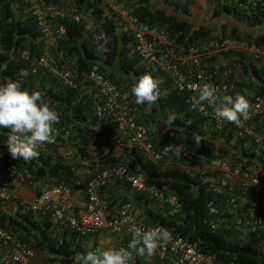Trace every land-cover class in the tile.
<instances>
[{
  "label": "trees",
  "instance_id": "1",
  "mask_svg": "<svg viewBox=\"0 0 264 264\" xmlns=\"http://www.w3.org/2000/svg\"><path fill=\"white\" fill-rule=\"evenodd\" d=\"M46 1L59 6L71 2L78 8L92 9L94 17L103 20L109 35L107 52L98 53L97 42L86 35L81 24L73 23H66L67 34L60 41L59 48L84 73L95 70L129 94L132 114L139 124L146 127L155 149H162L169 144H183L213 158H231L232 163L240 164L242 168L255 167L258 178L264 183L261 147L253 141L248 143L247 139H237L236 125L226 121L225 129L216 131L207 118L191 110L188 93L176 89L165 75L133 53L134 35L128 27L113 18L114 15L112 18L104 17L107 9L103 0ZM119 1H123V6L142 22L167 32L180 55L187 54L191 47H205L218 38L230 37L249 44L264 45V33L255 34L264 25V11L256 10L249 17L237 7L235 0H209L210 12L212 19L217 21L216 25L192 19L188 2L161 0V5L157 0H116ZM0 5V84L11 79L21 82L22 87L29 92L39 91L43 101L60 114V123L57 125H64L71 131L68 144L62 143L61 137H58L57 144L62 143L74 155L69 160L63 159L55 152V145L48 143L46 148L38 147L37 159H12L6 147L7 134L11 130L0 127V169H7L13 164L28 169L32 176L31 188L36 195L44 186L65 185L72 190L73 195L81 192L86 196L87 185L92 179L89 173H99L116 164L126 165L133 173L143 177L147 185L166 195L177 196L182 203V211L175 216L167 206H155L159 203L146 193L132 191L133 196L113 198V190L121 184H127L121 180L102 190V194L111 203V217L116 216V206L131 203L135 211V205L140 207L142 204L145 213L140 220L151 225H161L190 241L198 251L212 256L217 262L264 264L262 234L245 238L233 231L211 230L207 205L218 198L212 190L216 178L213 173L203 175L193 165L177 159H163L155 163L145 159L142 151L130 144L124 145L122 152L117 155L110 148L111 138L118 133L116 124L107 116L100 117L97 114L92 95L95 88L92 84L69 89L47 73L22 75L27 63L21 59V53L29 50L33 55H39L45 50V42L41 38L37 21L24 3L20 0H0ZM250 29L255 30L252 32ZM224 58L228 61L217 71V80L222 79L227 67L238 65L243 78L233 76L229 80L234 81L241 92L245 89L249 95L264 96V67L259 61H250L242 54H230ZM216 64L213 59L204 58L202 68L214 73ZM145 73L151 74L158 81L161 92L159 100L150 110L146 104L137 105L135 98L130 95L132 85ZM171 114H175L177 119L169 125L167 121ZM196 136L202 140L199 146L194 141ZM91 144L96 146V151H91ZM96 158H99V162L95 161ZM78 160L81 163L88 162V166L78 163ZM169 161L171 165H168ZM106 189L109 192L105 193ZM235 194L243 211L248 214L258 203L250 190L244 192L236 189ZM13 205V210L8 211L0 203V228L8 229L20 242L35 251L37 264H74L77 253L86 254L99 247L97 239L102 235L101 232L82 237L71 231L66 223H55L49 212L36 216L26 211L18 200H14ZM255 211H262V206L255 208ZM92 238L94 243L90 247ZM113 248L118 249L117 245ZM143 260L145 263V257ZM154 263L165 264L157 259Z\"/></svg>",
  "mask_w": 264,
  "mask_h": 264
},
{
  "label": "built area",
  "instance_id": "2",
  "mask_svg": "<svg viewBox=\"0 0 264 264\" xmlns=\"http://www.w3.org/2000/svg\"><path fill=\"white\" fill-rule=\"evenodd\" d=\"M20 1L27 6L31 16L37 21L41 38L45 42V50L39 55L35 56L29 50L21 53V59L27 63L26 68L22 70V75L47 73L69 89L92 84L95 88L92 95L97 114L100 117L110 118L116 124L122 138L131 146L139 148L145 159L155 163L163 159H177L193 165L203 175L207 173L216 175L212 190L218 198L207 205L212 231H233L245 238L262 234L264 239V183L258 178L255 167L245 169L240 164L232 163L231 158H213L193 151L183 144H169L162 149H155L146 127L139 124L132 114L129 94L95 70L84 73L73 63L70 56L59 48L60 41L67 34L66 23L81 24L86 35L100 44H103L105 38L109 41L103 20H97L92 9L78 8L71 2L59 6L50 4L46 0ZM103 2L107 9L104 17L112 18L114 15L113 18L122 21L133 33V53L148 66L156 68L165 75L176 89L188 93L190 109L207 118L216 131L225 129L226 121L217 119L213 109L207 103L194 107L193 98L198 97L196 91L198 86L210 83L218 89L220 96L244 95L251 107L247 120L243 121V126L237 127L236 138L247 139L248 143L252 141L256 143L258 147H261L264 159V96L249 95L245 89L241 92L237 89L235 82L229 80L233 76L243 78L238 65L227 67L222 74V79H218L220 81L216 79L219 67H216L214 73H209L202 68L204 58L214 60L218 57L225 61L224 57L230 54H242L250 61H259L264 67V45L249 44L247 41L230 37L218 38L205 47H191L187 54L180 55L176 52L174 42L170 40L167 32L139 20L123 6L125 5L123 1L103 0ZM235 3L249 17L256 10L264 11V0H235ZM1 43L0 18V47ZM108 46L109 42L105 45L107 51ZM51 51H53L52 54ZM54 137L55 143H49V145H58V137L62 138V143L68 144L71 131L64 125H54ZM47 144L39 147L46 148ZM67 155L72 156L71 153ZM121 180L125 181L133 192L149 194L152 199L167 206L171 214L176 216L182 211V203L177 196L166 195L155 187L147 185L143 177L121 164L113 165L93 177L87 185L86 196L82 200L75 199L69 187L56 185L44 186L32 201L16 199L17 193L23 186L31 187L32 176L28 169L20 164H13L7 169H0V203L18 200L26 211L36 216L49 212L55 223H66L71 231L82 237H89L100 232L124 236L125 239L118 243L117 248H127L134 225L147 229L158 224L151 225L138 220L130 203L123 204L116 216H110V203L102 194V190ZM236 189L244 192L250 190L254 195L253 199H257L258 206H254L249 214L243 211L238 202ZM260 206L262 211L256 212L255 208ZM171 234L170 243L158 249L154 255L160 262L165 264H237L217 262L212 256L198 251L190 241L172 232ZM143 258L144 256H134L133 264H143ZM0 264H37L36 254L8 229L0 228Z\"/></svg>",
  "mask_w": 264,
  "mask_h": 264
},
{
  "label": "clouds",
  "instance_id": "3",
  "mask_svg": "<svg viewBox=\"0 0 264 264\" xmlns=\"http://www.w3.org/2000/svg\"><path fill=\"white\" fill-rule=\"evenodd\" d=\"M176 1L184 2V0ZM108 42L106 38L103 44L97 42V52H106L105 45ZM196 91L198 97L193 98L194 107L207 103L213 109V114L217 119L230 122L237 127L243 126V121L247 120L251 105L244 95L220 96L218 89L210 83L198 86ZM130 95L135 98L137 105L146 104L150 110L161 96L158 81L151 74L145 73L139 76L136 83L132 85ZM201 110L203 111V109ZM60 119V114L43 101L39 91L29 92L22 87L21 82L11 79L0 84V127L11 130L7 134L6 147L12 159H22L23 161L37 159L39 157L37 149L40 145L55 143L54 125L59 124ZM176 119V115L171 114L167 123L172 125ZM153 131L156 129L153 128ZM194 141L199 146L202 140L196 136ZM159 205L164 207L160 203ZM120 207L118 206L116 211ZM111 212L110 208V214ZM133 212L135 214L134 206ZM136 218L138 219L137 216ZM101 233H107L113 237L118 236L108 232ZM131 233V240L127 248L97 247L94 250H89L86 254L77 253L74 257V264H133L134 256L155 255L158 249L168 245L172 239L171 232L159 225L147 229L134 225ZM118 237L120 239L115 245L125 239L124 236ZM143 264H145L144 260Z\"/></svg>",
  "mask_w": 264,
  "mask_h": 264
},
{
  "label": "crops",
  "instance_id": "4",
  "mask_svg": "<svg viewBox=\"0 0 264 264\" xmlns=\"http://www.w3.org/2000/svg\"><path fill=\"white\" fill-rule=\"evenodd\" d=\"M200 1V4L202 5V8H195V4H194V1L193 0H184V2H188L189 3V10H190V14H191V18L194 19L195 21L196 20H200L201 22H209L210 24L212 23V25H216L217 21L213 20L212 19V13L210 12V8H211V4L209 2V0H199ZM157 2H160L161 3V0H157ZM182 2V1H181ZM162 5V3H161ZM170 10H173L172 8H170ZM198 11V12H197ZM255 29H250V31L254 32ZM255 34H259V33H255ZM214 62H216V67H219L221 68L222 65L226 64V61H224L223 59L221 58H218V57H215V60H213ZM221 64V65H219ZM111 149L117 153V155H119V153L122 152V149L124 147V145H128L129 143L124 139L122 138V136L117 133L115 134L112 138H111ZM64 145L62 143L58 144V145H55V152L57 153V155L63 159H71L74 157V155L72 156H68L67 154L70 153V150H68L67 147H63ZM108 148L107 151L110 149ZM90 149L91 151H96V146L94 144H91L90 145ZM96 162H99V158H96L95 159ZM78 163H81L79 160H78ZM169 163V164H168ZM167 164L168 165H171V162L169 161ZM83 165H87L88 166V162H83L81 163ZM96 166H99L98 164ZM98 173H95V171L89 173V175L93 178L97 175ZM127 188V189H126ZM109 192V189H106L105 193ZM134 193L132 192L131 189L128 188V185H122L120 187H117L116 189L113 190V198L114 197H126V196H133ZM111 196V195H110ZM36 197V194H35V191L29 186V185H25L23 186L19 192L17 193L16 195V199H24L26 201H32L34 200ZM74 198L77 199V200H82L85 198V194L81 193V192H77L74 194ZM4 206H6L5 208L8 210V211H12L13 210V207H14V201H12L11 203H3ZM10 206V207H9ZM145 207L144 205L141 204L140 207L136 206L135 205V214L136 216L139 218V219H143V216H144V209L143 207ZM155 206H158L159 208H162L159 204H156ZM118 206H116L117 208ZM105 237V238H104ZM104 237H101V238H98V243L99 245L101 243L105 244L107 241V245L113 243L115 245V243L120 239L119 237H112L111 239L110 238H107L106 236ZM111 237V236H109ZM106 241V242H105ZM91 243H94L93 241V238L91 240ZM102 244V245H103ZM113 245V246H114ZM156 258L154 257V255L152 256H146L145 257V264H155Z\"/></svg>",
  "mask_w": 264,
  "mask_h": 264
},
{
  "label": "rangeland",
  "instance_id": "5",
  "mask_svg": "<svg viewBox=\"0 0 264 264\" xmlns=\"http://www.w3.org/2000/svg\"><path fill=\"white\" fill-rule=\"evenodd\" d=\"M194 1V4H195V8H197V7H199V8H202V5L200 4V1L199 0H193ZM198 12V11H197ZM257 33H264V25H262L260 28H258L257 30ZM38 150V149H37ZM215 177H216V175H214ZM212 179H214V177H212ZM254 206H258V204H255ZM253 206V207H254ZM4 207H6V206H4ZM10 207V206H9ZM104 236H106L107 238H112L113 236H111V235H109V234H107V233H102V235L100 236V238L101 237H104ZM109 236H111V237H109ZM105 238V237H104ZM106 242V241H105ZM108 242V241H107ZM107 242L105 243V244H103V243H101L100 245H99V247L100 248H105V249H107V248H113V243H111L110 245L108 244L107 245ZM90 244V247H92V243H89ZM103 244V245H102ZM89 247V248H90Z\"/></svg>",
  "mask_w": 264,
  "mask_h": 264
}]
</instances>
